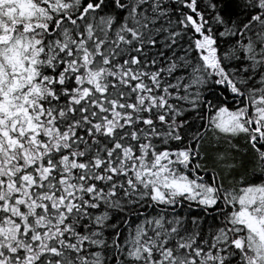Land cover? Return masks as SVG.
Here are the masks:
<instances>
[{"label":"snow or ice","instance_id":"1","mask_svg":"<svg viewBox=\"0 0 264 264\" xmlns=\"http://www.w3.org/2000/svg\"><path fill=\"white\" fill-rule=\"evenodd\" d=\"M0 264H264V0H0Z\"/></svg>","mask_w":264,"mask_h":264}]
</instances>
